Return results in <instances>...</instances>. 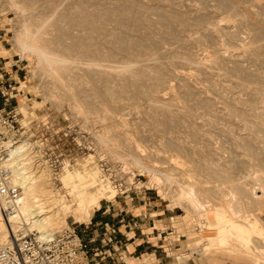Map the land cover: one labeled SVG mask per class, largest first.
Returning a JSON list of instances; mask_svg holds the SVG:
<instances>
[{"label":"bare ground","instance_id":"6f19581e","mask_svg":"<svg viewBox=\"0 0 264 264\" xmlns=\"http://www.w3.org/2000/svg\"><path fill=\"white\" fill-rule=\"evenodd\" d=\"M4 1L14 20L3 55L28 62L33 84L19 88L42 98L18 99L22 123L47 101L67 104L90 136L78 139L86 156L64 160L58 189L27 143L10 149L21 186L13 225L42 238L71 228L68 218L87 222L121 191L101 168L118 161L193 217L208 250L264 264V0H185L184 9L173 0ZM7 230L0 215V245ZM198 239L176 241L183 252ZM211 250L209 259L226 263Z\"/></svg>","mask_w":264,"mask_h":264},{"label":"built area","instance_id":"2783aa9c","mask_svg":"<svg viewBox=\"0 0 264 264\" xmlns=\"http://www.w3.org/2000/svg\"><path fill=\"white\" fill-rule=\"evenodd\" d=\"M0 69L3 70V67ZM3 76L1 72L0 215L7 221L8 230L7 241L0 245V264H90L91 255L98 257L103 253L98 249L90 251V240H85L73 224L59 233L39 238L35 232H27L22 223L14 226L9 220L21 199V186L15 181V172L10 163V149L22 142L27 143L33 163L47 167L54 176L62 171L66 159H61L63 154L58 150L57 135L50 133L47 125H42L46 128L31 132V128L27 127L31 121L24 125L16 106L6 110L11 105L10 100L20 93L11 83L5 85ZM15 90L17 93L14 94ZM104 226L108 228L103 234L102 243L115 242V227L108 226V223H104ZM181 237L185 236H178L179 239Z\"/></svg>","mask_w":264,"mask_h":264},{"label":"rangeland","instance_id":"374dc122","mask_svg":"<svg viewBox=\"0 0 264 264\" xmlns=\"http://www.w3.org/2000/svg\"><path fill=\"white\" fill-rule=\"evenodd\" d=\"M173 1H174L175 5H174V3H172V2L171 3L174 6L177 5L178 8L182 7L181 9L186 8L189 3L193 4V2H192L193 0L192 1L186 0V3H188V4L184 3L185 0H173ZM178 1H180V2L178 3ZM194 2L196 4L198 1L194 0ZM207 3H209V5L213 4V6L215 4L214 2L213 3L209 2L208 0L206 1V4ZM203 4H205V2ZM206 4H205V6H207ZM183 5H185L186 7ZM5 6H6L5 1L0 0V45L3 46L4 49L10 50L12 48L11 43H10V39L13 36V25H12L10 19L14 20V13L12 11L8 10L7 6L6 7ZM198 7H200L202 9V11L205 8L204 6H202V2L198 3ZM207 7H209V6H207ZM207 7L205 8V10L203 12L209 11ZM211 9H210V11H211ZM4 49H1V47H0V68L3 67V69H9V70L11 69L12 70L11 73L14 74V79L13 78L9 79L8 75H4V71L1 69H0V73L2 72V74L4 75L3 81H4L5 85H7L8 83H11V86L15 87V89H17V91H19V93H20L16 96V98H13L12 100H10L11 105H8L6 107V110H9L12 106L18 107V105H19L18 99L21 96H25L26 99L29 100L28 101L29 103H31L33 100H37L38 102H41L42 98L39 97L40 95H35V93L30 92L28 89L20 90V88H19L20 81H26L27 85L33 84V81H31L29 79L30 75L28 72V70H29L28 62L26 60L19 59V56L16 55L15 53L14 54L12 53L13 55L12 54L3 55ZM38 80L39 79H36L35 82L39 83ZM17 91L15 90L14 94L17 93ZM16 99H17V101H15ZM0 106H1V99H0ZM29 110L32 113H34L33 117L28 120V122L31 121V123L28 125L31 128V132H36L38 130H41V128H46V126H42V125L46 124L49 127L48 131L50 133H55L57 135L58 150L61 154H63V157H61V159L62 160L66 159V161H65L66 163L71 164L72 161H67V160L72 159V158H76V159L80 160L84 156H86V152H90V150H88V149L84 150V149H82V146L78 145V139L80 142L82 141L81 143H83L84 141L88 142V139L90 138V136L83 129L81 130L80 120H79V122H78V120H74L75 118L72 115L70 108L68 107L67 104H63L61 108H57L56 106H53L50 102L47 101L43 104L42 107L36 108L35 110L33 108H32V110L31 109H29ZM17 111L20 112L19 119L22 121V119L24 117H23V115L19 109H17ZM121 112H123V114L128 118H135L136 119V117L138 116V115H136V110H130L129 111V109H124ZM121 112H119V114H118L119 116H122L120 114ZM126 112H128V113H126ZM42 117H44V119H45L44 122H47V123H44V122L39 123V122L43 121ZM40 124H42V125H40ZM30 125H34V127L33 126L31 127ZM97 126H98L97 124H92V127H95L96 129H98ZM152 141H147V144H153V145L157 146V144L159 143L157 138L153 139ZM111 162L112 161L108 162L105 160V161L101 162L102 165L100 163L99 164L101 165L102 169H105V170L110 169V171H111V172L109 171L110 180L113 182V185H117V187L119 186L118 188H120V190H121V192L119 191V193L116 195V197L114 199H118V198H121L124 196H126L128 198L129 197L136 198L138 195L143 196V197H149L150 199L156 201V203L158 205H161L162 207H166L167 209H169L168 211L173 213V215L177 216L176 218H174L173 223H172V225L174 227V234L170 235V237H171L170 238V245L173 244L172 246L174 247V249H172V246H170V248L167 249L168 254L171 253L170 255L173 254V256L175 257V256L180 255V253L182 252L183 248L181 246V242L176 241L179 239L178 238L179 235H185V237L181 238V240L187 239L189 237H194V236L199 238L198 244L190 246L187 249L188 250L187 252L181 253L180 257H183V255H184L183 258L186 260H189L190 258L196 256V254H194V253H196L195 250L196 251H198V250L202 251L200 253H203V251L207 249V251L210 253L211 249L208 250V248L206 246V244L209 242L208 238L203 237L205 235L204 234L201 235V233L199 232V229H198V231L194 230L197 228H196V224H195L196 222L193 219V217H191L186 211H183L177 207L171 208V206H170L171 202L169 199L164 200L157 194V191L155 189H148L146 187L148 177L146 175L140 174L138 172V169L133 167L131 169L129 168V170H131V171H129L128 169H122L120 162L116 161V163H115V161H114L110 165L109 163H111ZM112 165L115 166L114 169H113V167H111ZM115 168H116V170L117 169L119 171L121 170L120 172L117 171V173L118 172H119V174L121 173L120 175L118 174L119 177L121 176L120 178L118 177ZM60 173L58 175L54 176L52 171L50 172L51 181H52L55 189H58L60 187L59 182L57 180V177L60 175ZM115 174L117 175V177ZM128 177H130L131 180H133V181H131L132 183L125 181L126 178H128ZM211 200H213L212 202H214V199H211ZM102 202H107V200H103ZM214 203H216V202H214ZM263 215H264V211L259 213V217L264 221ZM196 218L200 219V220L202 219V217L200 215H197ZM67 221H68V224L70 227H72V224H73V226H75L77 231L81 234V232L79 230H81L83 228L84 223L74 222V220L72 218H68ZM88 221H87V223H88ZM193 226H194V229H193ZM172 250H174V252H172ZM175 250L176 251L178 250V251L176 252ZM211 251L216 252L213 254L218 253L217 256L218 255L224 256L223 255L224 253L223 254L220 253V251L223 252L222 250L219 251V249H218L217 250L218 252H217L216 249H212ZM206 252L204 251L203 255H201V256L204 257L207 261L206 256H209V255L208 254L205 255ZM212 252H211V254H212ZM228 255L229 254L225 253V258H227V257H229L230 259L234 258L233 256L230 255L231 256L230 257ZM246 260L249 261L248 258H246L245 261ZM224 264H235V262L228 260ZM239 264H250V263L239 262Z\"/></svg>","mask_w":264,"mask_h":264},{"label":"crops","instance_id":"0c3cea01","mask_svg":"<svg viewBox=\"0 0 264 264\" xmlns=\"http://www.w3.org/2000/svg\"><path fill=\"white\" fill-rule=\"evenodd\" d=\"M3 71L9 79H14L11 69H3ZM168 210L149 197L139 195L136 198L124 196L101 202L88 223H84L83 228L79 230L85 240H90V251L98 249L103 253L98 257L91 255L90 264H180L178 256L174 257L167 252L170 235L174 234L172 223L177 217ZM104 223L115 227V242L102 243L103 234L108 228ZM194 254L196 256L185 260L182 264H213L214 260L209 259L211 256H207L208 261L211 260L208 262L201 256L203 253L200 251ZM219 258L225 257L219 256ZM223 260L235 261L227 258ZM214 263L220 264L215 261ZM245 263L250 261L246 260Z\"/></svg>","mask_w":264,"mask_h":264}]
</instances>
